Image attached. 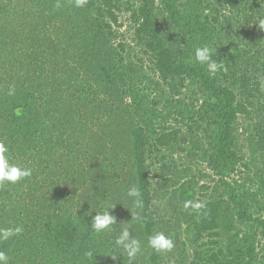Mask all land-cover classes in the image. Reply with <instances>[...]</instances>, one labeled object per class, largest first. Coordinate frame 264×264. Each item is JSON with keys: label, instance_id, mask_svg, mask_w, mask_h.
<instances>
[{"label": "trees", "instance_id": "trees-1", "mask_svg": "<svg viewBox=\"0 0 264 264\" xmlns=\"http://www.w3.org/2000/svg\"><path fill=\"white\" fill-rule=\"evenodd\" d=\"M0 264H264V0H0Z\"/></svg>", "mask_w": 264, "mask_h": 264}, {"label": "rangeland", "instance_id": "rangeland-1", "mask_svg": "<svg viewBox=\"0 0 264 264\" xmlns=\"http://www.w3.org/2000/svg\"><path fill=\"white\" fill-rule=\"evenodd\" d=\"M124 18L125 17H122V20ZM257 27L259 29V23L256 25V30H257ZM242 126H245V122L244 121L242 122ZM240 132H241L240 140L241 141L242 140L244 141L245 140V136L242 133L243 132V127L240 128ZM242 144H244V143H242ZM244 145H246V144H244ZM244 151H247V148ZM204 171H207L208 172L209 170L204 169ZM236 177H238V176H236ZM155 180H157V179H155ZM247 184H254V182L253 181H249V179H248ZM171 190H172V188H170L169 190H167L166 187H165L164 190H162L161 192H159L161 194L159 196V204L157 206V212L156 213H157V216H158L159 219H162L164 221H167V225L168 226H171V224H172L174 227L176 226V228H172L169 233L168 232L160 233L159 236L161 238H169L170 236L172 238L180 237V239L183 240L186 237L185 232H184V228L186 227V224L184 222H182V221H180L177 224L174 219H170L171 214L173 212L172 208L170 207V203H169L170 202L169 193L171 192ZM164 195H165V198L162 199ZM173 214L176 216V214L174 212H173ZM174 252H176V251H174Z\"/></svg>", "mask_w": 264, "mask_h": 264}]
</instances>
